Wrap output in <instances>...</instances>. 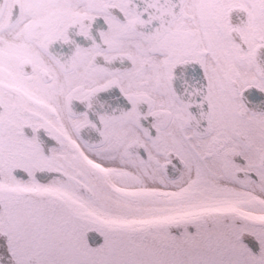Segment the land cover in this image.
<instances>
[{"label": "snow or ice", "instance_id": "obj_1", "mask_svg": "<svg viewBox=\"0 0 264 264\" xmlns=\"http://www.w3.org/2000/svg\"><path fill=\"white\" fill-rule=\"evenodd\" d=\"M0 264H264V0H0Z\"/></svg>", "mask_w": 264, "mask_h": 264}]
</instances>
